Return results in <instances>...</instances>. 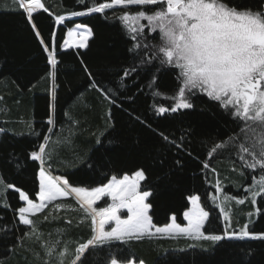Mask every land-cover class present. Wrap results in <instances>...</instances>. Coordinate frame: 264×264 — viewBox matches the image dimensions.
I'll list each match as a JSON object with an SVG mask.
<instances>
[{
  "label": "trees",
  "instance_id": "trees-1",
  "mask_svg": "<svg viewBox=\"0 0 264 264\" xmlns=\"http://www.w3.org/2000/svg\"><path fill=\"white\" fill-rule=\"evenodd\" d=\"M43 2L49 11L33 14L34 29L18 3L0 0V127L5 129L0 133V179L4 181L0 199V264H59L58 253L65 245L68 253L63 264H71L75 248L92 236L90 217H86L72 196L53 201L31 216L36 235L31 239L24 236L30 228L19 223L18 208L24 202L16 188L39 202L41 165L30 154L38 151L45 136L50 139L44 167L52 175L90 190L107 184L112 176L121 179L143 169L146 180L141 182L140 190L152 191L149 214L155 226L170 223L172 216L177 223L185 225L183 213L190 209L189 197L199 195L202 206L210 212L206 234L222 235L225 231L222 215L211 198L216 192V181L220 180L224 195L245 199L246 205L250 195L247 189L257 185L264 175L259 167L254 170L245 167L238 155V143L248 142L252 136L244 135L240 121L200 92L192 97V109L156 113L159 106L174 105L172 97L178 93L181 82L176 68L165 67L157 74L155 85L148 87L153 79L152 65L159 64L154 59L157 53L153 45L160 43V35L150 33L146 21L142 23L146 25L145 33H150L147 40L143 35L132 38L133 34L119 20L124 11L121 6L104 14L68 18L57 26V15L84 11V5L78 0ZM86 2L91 6L90 0ZM234 4L255 8L260 0H234ZM138 10L135 6L129 9L132 13ZM75 25L91 30L88 47L63 51L67 31ZM53 32L56 33L55 69L48 64V52L40 42L43 39L51 50ZM141 57L149 61L148 70H139L121 86L123 70L134 64L140 68ZM101 87L113 90L110 95L115 98V104L105 99L98 90ZM154 91L160 95L154 96ZM49 117L54 121L52 125L47 123ZM262 131L257 128L255 135ZM161 133L178 142L184 136L183 147L178 149L169 144ZM229 137L238 140L209 158L214 143L228 142ZM205 161L210 165L207 169L203 168ZM6 184L14 187L6 189ZM231 206L242 216L239 224L234 218L233 231L238 232L248 224L250 231L264 232V193L257 197L256 205L249 204L245 213L243 204L233 200ZM256 208L262 209L258 215ZM250 212L253 215L244 222L246 213ZM57 241L60 243L53 255H45V243ZM121 253L137 264L141 259L145 264H264V240L213 242L178 237L143 238L127 244L113 242L86 250L85 264H108L110 255Z\"/></svg>",
  "mask_w": 264,
  "mask_h": 264
},
{
  "label": "snow or ice",
  "instance_id": "snow-or-ice-1",
  "mask_svg": "<svg viewBox=\"0 0 264 264\" xmlns=\"http://www.w3.org/2000/svg\"><path fill=\"white\" fill-rule=\"evenodd\" d=\"M78 2L84 5L85 10L71 12L73 17L91 13L104 14L106 10L121 6L124 11L119 16V20L133 34L134 40L141 35L147 40L150 33L158 32L160 43L153 47L157 53L154 59L158 60L159 64L158 66L152 65L153 79L148 87L155 85L157 74L165 67H174L178 70L177 78L181 85L178 93L172 97L175 101L174 105L159 106L155 108L156 113L164 115L168 112L175 113L178 110L192 109L194 107L192 97L198 92L206 94L212 101L218 102V105L230 116L241 122V132L244 135L252 133L248 142H240L237 145L238 155L240 160L245 162L244 166L248 169L254 170L259 167L264 170V131L259 136L255 135L257 128L264 130V0H260V4L255 8L234 4V0H109V2L90 0L91 6L86 0H78ZM132 6L140 10L132 13L129 11ZM18 7L24 11L30 23L37 10L49 11L42 0H18ZM64 20V15L55 17L57 25L62 24ZM141 21L147 22L150 33H145L146 25ZM32 27L35 29L36 25L32 23ZM36 35L39 36L40 33L37 31ZM91 35V30L76 25L75 30L67 32L63 47L86 48ZM55 37L56 33L53 32L51 50L43 39L40 41L44 45V50L48 52L47 61L52 69L57 67ZM137 47L139 48L140 45ZM148 65L149 61L141 57L140 68L134 64L124 69L121 86H124V80L139 70L147 71ZM85 71H88L87 68ZM50 75L53 79L55 78L54 72ZM88 75L91 79V72H88ZM92 86L97 87L95 83ZM98 90L105 99L113 104L116 103L115 98L110 95L113 91L111 88L101 87ZM153 95L158 96L160 93L154 91ZM54 98L55 93L53 92ZM47 123L49 125L54 123L52 117H49ZM3 132L5 129L0 127V133ZM161 135L165 141L178 149L183 147L184 136H181L178 142L163 133ZM49 139L45 136V143H41L38 151H32L30 154L32 160L39 161L41 164L37 193L39 202H34V199L29 198L24 191L16 188L19 192V199L25 201L27 205L18 208V220L20 224L29 226L30 231L24 236L31 239L36 235V229L33 227L34 220L30 219L29 215L35 216L53 201L74 195L86 217H90L92 236L75 248L71 264H85L86 250L113 242L127 244L133 240L138 241L154 236L187 237L193 240L213 242H219L225 238L264 240V232L250 231L248 224L243 225L238 232L228 231L226 228L222 235L206 234L205 225L210 220V212L202 206L199 195L189 197L191 208L183 213L186 225L182 226L177 223L176 217L172 216L171 223L162 227L155 226L149 214L152 207L149 197L152 191L140 190L141 182L146 180L145 170H137L132 176L124 175L122 179L112 176L107 184L90 190L85 187L72 186L68 179L51 175L43 166L46 144ZM237 140L238 137H229L228 142L214 143L208 152V157L212 158L218 150L228 148ZM97 143H100L99 138ZM246 157L251 158L250 162ZM209 167V163L205 161L203 168ZM3 183L4 181L0 179V184ZM5 187L11 189L14 185L6 184ZM215 190L217 194L223 192L219 179L216 181ZM247 191L250 193L249 202L256 205L257 197L264 193V175L260 176L256 188H249ZM105 197L111 199V204L97 208L95 206L97 202ZM212 200L229 227L228 209L231 202L235 200L238 204L245 203V199H236L226 194L222 199L219 195H214ZM56 207L59 208L60 205ZM122 210H126V218L120 215ZM261 211V208H256L255 214L258 215ZM248 215L252 216L253 213L250 212ZM110 224L114 226L106 230V225ZM24 236L20 237V241H23ZM37 239H39L38 236ZM59 243V241L55 244L45 243V255L52 256ZM67 253L68 249L65 245L64 249L58 253L59 264H63ZM108 264H137V261L121 253L116 256L110 255ZM138 264H145V261L141 259Z\"/></svg>",
  "mask_w": 264,
  "mask_h": 264
},
{
  "label": "rangeland",
  "instance_id": "rangeland-1",
  "mask_svg": "<svg viewBox=\"0 0 264 264\" xmlns=\"http://www.w3.org/2000/svg\"><path fill=\"white\" fill-rule=\"evenodd\" d=\"M11 2H13V3H18V0H11ZM42 2H43V0H42ZM44 3V2H43ZM116 7H120V6H116ZM38 11H42V9H39V10H37V12ZM78 17H80V16H75V17H73V16H65V20L66 19H68V18H70V19H76V18H78ZM65 20H64V22H65ZM64 22L62 23V24H59V25H57V26H60V25H63L64 24ZM145 22V21H144ZM141 23H142V21H141ZM76 26V25H75ZM75 26L73 27V28H71V29H69V30H75ZM81 26H83V25H81ZM85 27V26H84ZM85 28H87V27H85ZM87 29H89V28H87ZM68 30V31H69ZM90 30V29H89ZM67 31V32H68ZM66 38H67V35H66ZM65 38V39H66ZM77 38H79V37H77ZM92 38V35L89 37V39H88V41H87V47H88V44H89V41H90V39ZM86 47V48H87ZM86 48H78V47H74V48H65V47H63V45H62V50L64 51V50H70V51H77V50H85ZM200 93H202V92H200ZM206 95V94H205ZM207 96V95H206ZM249 136H252V133L251 132H249ZM249 140V139H248ZM45 143V142H44ZM45 158H46V155H45ZM37 162H39V161H37ZM41 165V164H40ZM45 165V164H44ZM43 165V166H44ZM45 168V167H44ZM45 170L46 171H48L46 168H45ZM49 172V171H48ZM50 173V172H49ZM51 175H52V173H50ZM54 176V175H53ZM122 179V178H121ZM38 183H39V174H38ZM3 184H0V199H2V196H3V192H4V187L2 186ZM39 185V184H38ZM216 186V185H215ZM256 186L257 185H255L253 188H256ZM38 191H39V188H38ZM214 195H219L220 197H221V199L223 198V192L222 193H220V194H217L216 192L215 193H213V194H211V198L214 196ZM72 197H74L75 199H76V197L74 196V195H71ZM250 196V195H249ZM38 198V197H37ZM60 199H62V198H60ZM60 199H58V200H60ZM77 200V199H76ZM39 201V200H38ZM57 201V200H56ZM213 201V200H212ZM24 202V207H26L27 205H26V202L25 201H23ZM189 202H190V200H189ZM102 203V205L100 206V207H106V206H108V205H110L111 204V199L110 198H108V197H105V198H103L101 201H99V202H97V204L95 205L97 208H99L98 207V205L99 204H101ZM249 204L251 205V203L249 202H247L246 203V205H245V203L243 204V206H245V210H244V213L245 212H247V211H249ZM190 208H191V202H190ZM219 209V208H218ZM228 211H229V214H230V227H229V224L228 223H226L225 221H224V219H223V215H222V220H223V224H224V226H225V229L227 228L228 229V231H233V229H232V227H234L235 225H234V218H235V221L239 224V222H240V220L242 219V216L241 215H239L238 216V214L237 213H235V211H234V208L230 205V207H229V209H228ZM120 215L122 216V218H126V215H127V213H126V210H122L121 211V213H120ZM31 216H33V215H29V218L31 217ZM248 222L249 221V215H248V213H246V216H245V219H244V222ZM170 223H171V221H170ZM186 221H185V225H186ZM112 226H114V225H106V230L107 229H110V227H112ZM151 238H170V237H166V236H154V237H151ZM176 238H178V237H176ZM183 238H187V237H183ZM226 240H234V241H236V240H254V239H236V238H233V239H227V238H225Z\"/></svg>",
  "mask_w": 264,
  "mask_h": 264
}]
</instances>
